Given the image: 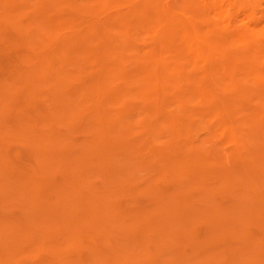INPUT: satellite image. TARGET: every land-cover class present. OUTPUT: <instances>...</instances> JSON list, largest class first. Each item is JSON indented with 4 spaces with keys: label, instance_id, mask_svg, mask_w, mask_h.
I'll list each match as a JSON object with an SVG mask.
<instances>
[{
    "label": "bare ground",
    "instance_id": "obj_1",
    "mask_svg": "<svg viewBox=\"0 0 264 264\" xmlns=\"http://www.w3.org/2000/svg\"><path fill=\"white\" fill-rule=\"evenodd\" d=\"M263 4L264 0H0V27L8 24L11 26L9 29L14 28L15 33L18 31L19 34H23L26 39L25 46L30 48L33 53L30 57L21 58L28 63V69L25 72H21L18 76L14 72L17 76L16 81L22 84L23 93H21L25 94L26 101L31 104L30 112L20 113L17 110L18 113L15 116L17 117V114H20V116L17 118L13 117L14 121L12 122L15 123L12 124L16 126V129L18 128L17 131L14 128V130H10L7 127L2 130V128L6 125V118L9 119L6 114L12 108L11 96L16 93L17 89L19 90L18 87H21V84L19 83V86L18 84L14 85L16 83L6 84L7 82L11 83L12 80L10 79L12 78L9 81L7 80V82L4 80V84L3 82H1L2 84L0 83V194L4 193L8 196V199L10 197L11 200L17 201V204L29 210L30 219H34L32 221L33 224L31 223L32 227L28 228L19 227L18 225L11 227L10 225L12 224L9 225L8 223L9 226H5L6 223H3V228L6 227L8 232H4V229L1 228L8 235L6 234V238L0 235L4 240L2 241L1 239L0 241L5 243V239L7 241L9 235L12 239V241L10 239V245L8 246L7 244L8 249H5L8 261L11 264H14V260L11 259L12 255L9 257L11 251L13 250V254L14 251L20 248L24 249L26 246L24 241L27 238L29 239L34 232H37V235L39 234L38 237L40 239L38 240L40 242H38L41 243L40 246H43L48 241L54 243L49 245H52L54 250V253L50 252V254H56L57 256L56 263L75 264L72 263L74 258L70 257L73 258L71 260L68 257V253L66 255L65 252L69 251L70 254V248L75 249L78 242V245H81L80 240L82 241V237H87L85 233L88 232L89 234V232L93 231L99 235L102 234L109 242L112 236L109 235L111 233L115 234L112 232L115 229L120 232L122 239L127 241L131 239V242H133L132 246L129 245L130 247L126 245L132 257H136L138 261L142 262L141 264H154L152 251L146 246L153 235V231L150 230L151 228L144 226L142 224L143 220H141L148 218L142 217L140 224L128 223V219L134 218L122 209L116 199L117 195L131 184H129L130 177L126 175L128 172L123 170L125 167L127 168L128 163H131L129 168L133 165L130 169L134 168L133 171L138 170L139 167L142 169L144 165L148 168H154L156 173L154 169H150L151 172H154L157 176L159 174L160 179H163L165 183L174 175L180 176L178 183L181 182V177L183 179L184 177L186 178V185L184 184L180 191L182 194L164 193L163 195L160 194V199V195H156V198L159 196L158 199L161 202L162 200H169V203H171L169 205L171 212L168 211L170 217L168 218L169 215H165L167 219L173 220L174 225H171L176 228L177 226L175 225L182 226L176 230L178 234L175 236L182 235L183 241L182 238L180 241L184 245L179 242L180 247L174 249L177 250V252L175 251L177 255L175 254L174 259L171 260L172 264H174V261L175 264H212L213 257L208 255L209 248L207 245H210L211 249L214 248L219 253V246L222 242L226 243L227 237L230 235L234 239L244 241L241 246L245 244V246L234 252L232 250L233 253H231L235 257L232 256L234 263L232 261L230 264H253L254 262L255 264H264L262 248L261 251L258 243L250 233H244L245 228L242 227L244 224H241V222L245 223L249 219H264V138L262 141H260L261 139L257 140L259 133L263 134L264 132V110L263 112L257 111V114L245 113L246 115L248 114L245 116L249 123V133L240 129L242 123L239 119L240 117L236 114L238 111H235L236 108L243 107L239 106V103L243 102L241 97L243 89L241 90V88L244 86L239 87L243 79L240 78V81L238 78L243 77V75L239 73L241 76H236L238 79L233 76L238 74L235 70H237L238 66L239 69L241 66L243 67V63L250 62L255 63L256 66L259 65L262 69L256 74L253 73L254 76L252 74L249 75L255 78L258 85L257 89H255L256 92L261 90L264 93V10L262 8V10L258 9ZM0 32V36L3 37L2 31ZM125 57H129V59L131 57L133 62L131 63ZM124 58L127 59L126 66H123L125 65L123 63ZM135 61L137 66L134 64ZM128 62L129 64H127ZM87 63L93 66L90 71L87 70ZM129 65L135 68L129 67ZM257 67H254V69L256 70ZM246 68L248 67L246 66ZM183 70L187 73L182 77ZM229 70L234 73L227 78L226 75L230 73L227 72ZM187 74L188 76L185 79L184 77ZM221 74L226 79H231V84H222ZM222 79L224 82V77ZM117 81L119 82L117 83ZM181 82L182 84L179 86ZM227 82L225 81V83ZM245 84L247 83L245 82ZM177 85L178 90H176ZM219 85H222L223 88L225 87L227 92L234 94V96L231 93L228 94L229 97L226 99L224 97L225 101L229 100L231 96V101L235 96L241 97L238 107H236V102L233 100L234 105H236L235 109L230 101L232 104V108L231 104H229L230 112L232 109L235 110L231 113L233 115H229L226 111L227 109H225L226 104L225 106L222 104L225 101L221 96H227V94L222 93V89L220 91L222 95H218ZM182 86H186V89H184L186 93L191 94L194 92L196 95L200 94L193 97V93V99L191 98V100H198L196 97H200L199 100L201 102V98H204L206 105L205 103L202 104L201 110H197L198 106L197 108L195 106L197 112H200L198 114L197 112L193 113L194 110H190L191 108L187 110L185 107V100L184 104H181L182 107H178L180 105L178 103L183 100V97L181 100L176 97L179 101L173 100L174 102L178 101V111L181 108L182 114L185 112L184 118H186V122L187 120L188 122H194L195 119L193 120V118L195 116L193 117L192 115L197 116L195 121L197 123L194 122L193 127L195 126L194 124L198 125L199 114L201 119H198L200 120L199 122L203 120V116L204 119L206 117L207 120L206 124L204 121V126L206 127L207 123H209L208 129L206 127L208 130H206V133H208V138H206L208 141L209 139L213 141V138L218 137L219 141L216 143L218 148L215 149L212 146V149L201 148V150L195 147L196 145L192 142L195 139L191 140L189 137L192 131H190L191 133L189 132L190 135L188 134V137L184 138L182 133L184 125L183 123L179 125L180 123L176 122L177 119L167 118L164 120L162 129H158V125L157 127L155 126L156 128L153 126V123H156L157 119L159 120L166 97L169 96L170 98V95L174 97L177 94L176 92H183L179 89ZM259 86L263 88H258ZM229 88L231 91H229ZM254 88L250 89L251 92H255ZM244 89L247 88L245 87ZM183 93L185 94V92ZM216 94L218 97H216ZM244 94V99H247L246 91ZM134 96H139V101ZM185 96L187 94L184 95V98ZM131 97L133 98L131 99ZM251 97L247 99L249 102L254 99ZM260 97H263L262 93ZM219 98L221 99L220 101L223 100L224 102L220 103ZM133 99L137 100L138 103L143 101V103L140 102L144 104L142 107L139 103L142 112L156 113L157 116L151 120V123L149 119L148 122L143 118L135 123L134 118L136 117H131V111L134 107L138 108V104H133ZM255 100H257L256 97ZM258 101H252V103L254 102L256 105ZM190 102V105L194 103ZM244 103L246 106L245 101ZM131 105L135 106L130 107ZM173 105L176 106L174 103ZM26 106L28 105L26 104ZM256 108L258 110V106ZM261 108L264 109V106ZM241 110L243 111V109ZM241 110H239V113L242 112ZM158 114H160L159 117ZM230 116L238 117L236 119L232 117L234 121L239 122L240 120L238 127L232 124ZM149 117L151 116L149 115ZM241 119L243 120L244 117L242 116ZM181 121L183 122V120ZM168 122L169 124L167 125L166 123ZM136 124L139 125L137 131L135 130ZM188 124L191 123H187V126ZM201 126L199 125L198 127L200 128ZM190 127L192 126L190 125ZM198 127L195 126V129ZM63 128L66 131H62ZM189 128L188 130H191ZM79 132H89L93 137L90 138L86 135L83 136L85 140H82L81 136V140H79L80 138L76 136L79 135ZM166 132L168 133L166 134ZM168 134L169 137H167ZM163 136H166L167 141L158 145L159 143H156V139H160L159 137ZM16 137L17 139L18 137L20 138L19 141L27 139L33 146L31 148L34 149V152L32 151L33 149L31 152L33 156L34 153L36 155L34 159L38 165L36 163L35 165L39 169L32 168L29 164L30 168H32H29L31 174L20 173L19 170L17 172V169L14 171L4 161L7 154L4 141L8 138L15 139ZM201 139V142L205 141L202 137ZM248 141H252L250 143L253 144V147ZM58 147L61 150L64 149V153L60 154ZM209 159L210 161H208ZM49 161L51 163H47ZM228 162H230L228 165L224 164ZM233 164L234 169L232 172L230 169V173L224 170ZM28 166L26 167L25 165L26 168ZM136 167L138 168L136 169ZM58 170L61 173V177H59L61 180L57 179V176L55 178L54 175V172ZM145 170L149 169L145 168ZM91 173L102 176L101 179L104 180L106 189L101 190L104 187L100 188V186L98 188L97 182L94 181L96 179L95 176L94 180L92 179L93 181L91 178L88 179L91 177ZM136 173L135 175H137ZM85 174L90 176L85 177ZM231 174H237V177L234 178L235 175L232 177ZM76 175L82 177L83 181ZM170 176L172 177L170 178ZM176 176H174L175 180H177ZM157 178L159 179V177ZM56 179L60 181L56 182ZM150 179L148 183H150ZM141 180L143 181L144 179L141 178ZM174 181L171 182L173 186L177 183V181L176 183ZM157 184L153 183L152 186L160 190V185ZM209 185L211 186L209 187ZM224 189H228L233 193L236 192L233 198L239 197L236 202H231V205H228V201L225 200L227 202L226 205H228L226 207L222 205L223 199H221L222 202L220 201L222 204L215 200L218 194L222 197L221 192ZM47 190H51L53 194H56L57 198L55 197V201L50 202L52 199L48 198L50 196L52 198L54 195H50L51 192ZM153 190L155 192L156 188ZM42 191L48 192L49 197L47 198V193L45 194ZM193 191L201 192L202 197H205L204 200L206 199L208 203L206 209H192L191 206H183L185 203L181 204V202L187 201L189 196L192 201ZM186 203L189 205L188 201ZM197 207L199 206L197 205ZM199 219L209 220L210 222L209 228L207 227L208 234L211 237L210 242L204 243L205 241L199 242L195 240L196 235H194L195 230L193 231V229H195V222ZM223 219H233L231 221L233 223L228 221L230 222L229 225L231 224L228 226ZM87 220L92 221L88 224ZM244 220L246 221L243 222ZM159 221L162 223V217ZM200 221L202 222V220ZM46 223H50L51 229L53 227L59 230L60 233L57 232L59 233L57 235L55 233L57 230L52 232L53 230L45 229L43 226ZM2 229L0 234L3 233ZM142 229L143 234L140 235V238H136L139 235L138 231L140 230L141 234ZM180 229H182V232ZM93 232L89 235H92ZM204 234L208 235L207 233ZM206 236L205 239H208L209 237L207 238ZM172 240L169 241L172 242ZM175 240H173V243ZM162 241L164 240L162 239ZM23 243L25 244L24 246ZM48 243L46 244L47 246ZM12 244L16 245V247H13ZM169 244L171 245V243ZM65 245L69 248L66 249V247L64 249L63 246ZM161 245L158 246L161 247ZM224 245L226 246V244ZM28 246L27 249H32L31 253H33V250H38L36 246ZM84 246L82 245V247ZM92 246L91 250L93 248V252H90L91 250L89 252L95 254V249H98L95 246L98 245ZM167 247L163 246L164 250ZM4 248V246L0 247L3 252H5ZM163 248H159L161 249L160 251ZM27 249L24 250L27 252ZM81 249L80 247V252H82ZM187 249H191L192 252H198V256L201 255V258L198 257L197 259L198 263H189L187 260L189 258L186 253ZM174 250L170 252L172 253L171 256H174ZM211 252L209 251L210 254ZM28 253H25V256ZM40 253L42 254L43 252ZM220 253L219 255L223 252ZM18 254L20 256L19 251ZM13 255L17 256V253ZM72 255L76 256V254ZM99 255L102 256V259L103 257L105 258V255L98 253L95 260L96 258L100 259L98 258L100 257ZM78 257L76 256V258ZM38 258L41 257L39 256ZM214 258L218 259L215 256ZM2 260H4L3 257ZM112 260L114 261V258ZM134 260L137 262L136 259ZM8 261L6 260L4 264ZM79 261L82 263L80 259ZM218 261L221 262L219 259ZM19 262L17 261L15 264ZM98 262L95 264H98Z\"/></svg>",
    "mask_w": 264,
    "mask_h": 264
},
{
    "label": "rangeland",
    "instance_id": "obj_2",
    "mask_svg": "<svg viewBox=\"0 0 264 264\" xmlns=\"http://www.w3.org/2000/svg\"><path fill=\"white\" fill-rule=\"evenodd\" d=\"M115 1V0H114ZM116 1H120V0H116ZM114 3V2H113ZM115 4V3H114ZM116 4H118V3H116ZM264 5V4H263ZM263 5H261L260 7H258V9H260V10H264V6ZM259 6V5H258ZM262 8V9H261ZM199 25H201V24H199ZM203 25V24H202ZM4 26H5V28H4ZM203 27V26H202ZM6 28H8V29H6ZM9 28H11V26L10 25H8V24H4L3 26L1 25V27H0V31H2V35H3V37H1L0 36V83L1 82H3L4 80H5V82H7V80L9 81V79L10 78H12V79H10V80H12L11 81V83L10 82H7L6 84H12V83H16V84H14V85H17L18 84V86H19V83L21 84V82H17L16 81V77L21 73V72H25L27 69H28V63L25 61V60H23V59H21V58H23V57H25V56H27V57H30V55L32 56L33 55V53H32V50L30 49V48H27L25 45H26V39H25V37H24V35L23 34H19L18 33V31H16V33H15V29L14 28H12V29H9ZM19 35H18V34ZM0 34H1V32H0ZM23 35V36H22ZM22 37H23V39H22ZM19 38V39H18ZM19 41H20V43H19ZM25 41V42H24ZM22 44V45H21ZM13 45V46H12ZM19 45V46H18ZM3 57V58H2ZM125 58H127V57H125ZM124 58V59H125ZM123 59V63L125 64L126 62H127V59L129 60V61H131V57H130V59H129V57L127 58V59H125L124 60ZM132 59H134V58H132ZM125 61V62H124ZM133 61H131V63H132ZM175 63H176V61H174ZM173 62V63H174ZM244 62H246V61H244ZM130 63V64H131ZM174 63V64H175ZM89 64V65H88ZM127 64H129V62L127 63ZM135 65L137 64L136 63V61H135V63H134ZM134 64H132L133 66H135ZM244 64V65H243ZM241 63V65H243V67L241 66L240 67V69H239V66H238V68H237V70H235V72H237L238 74L240 73L241 75H243V77L239 74H236V75H233V73H231V71L229 70V71H227L228 73H226V74H228V75H226V77L227 78H229V76L231 77L232 75L234 76V77H236V76H241V77H238L239 79L241 78V79H243V80H245V81H243L242 80V82H240L241 84L242 83H244V84H240L239 85V87L241 86V87H243V88H241V90L243 89V91H242V95H241V97H242V103H239V100H240V102H241V97H238V96H235L234 97V101L236 102V105H234V102H233V100L231 101L230 100V98L232 97H230L229 98V100L227 99V101H229V102H227V101H225V99L227 98V97H229L228 96V94H230L231 93V95H233L234 96V94H232V92H227V89H226V91H225V89L222 87V85H219V93H218V95L220 96V95H222V94H220L221 92V90H222V93H225V94H227V96H221V98H223V100L226 102H224L223 100L222 101H220L221 99L219 98V101H220V103H222V102H224V103H222L224 106H225V104H226V106H225V109H227L226 111L229 113V115H233V114H231L233 111H235V110H231V112H230V109H229V107L231 106V108H232V104H233V107H234V109L236 108V107H238V103H239V106H243L242 108L240 107H238V108H236V111L235 112H237L236 114H238L237 116H239L240 118V120H241V125L243 126H239L240 127V129H242V131L243 130H245L244 132H246V133H249V123L247 122V118H246V116L248 115V114H250V113H255V114H257L258 112H259V110L261 111V112H263V108H261L262 106H264V100H262L261 101V99H264L263 97H264V93L263 92H261V90H257V92H256V90L255 89H257V84H256V81H255V78L254 77H252V76H254L253 75V73H255L256 74V72H259L262 68L259 66V65H257V66H259V67H257L256 66V64L255 63H250V62H248V63ZM254 65V67H257V69L255 70L254 69V67L252 68V66ZM87 70L88 71H90L92 68H93V66L90 64V63H87ZM123 66H126V64L125 65H123ZM131 65H129V67H130ZM133 66H131L132 68H135V67H133ZM137 66V65H136ZM246 66L249 68H246ZM251 66V67H250ZM91 67V68H90ZM129 67H127V68H129ZM245 67V68H244ZM131 68V69H132ZM244 69L243 71H242V69ZM21 69V70H20ZM24 69V70H23ZM126 69V68H125ZM245 69H247V70H245ZM255 70V72H254V70ZM130 70V69H129ZM241 70V71H240ZM250 70H252L251 72H250ZM14 72H15V74L17 75H15L14 74ZM19 72V73H18ZM183 74H182V77H183V75L184 74H186L185 72H184V70H183V72H182ZM232 74V75H231ZM249 74H252V76H250ZM12 75H15V76H12ZM224 75H225V73H224ZM223 74H221L220 75V77H224V79H225V81L227 82V83H225V81L223 82V79L222 78H220L221 80H222V84H224V85H229V84H231V82H232V80L230 81L229 79H226V77L224 76ZM245 75V76H244ZM249 75V76H248ZM187 76H188V74L187 75H185V79L187 78ZM182 77H181V79H182ZM14 78V79H13ZM219 78V77H218ZM237 78V77H236ZM237 78V79H238ZM245 78H247V79H245ZM251 78H252V80H251ZM241 79H240V81H241ZM184 80V79H183ZM254 81V82H253ZM5 82H3V84L5 83ZM119 81H117V83H118ZM184 82V81H183ZM245 82L247 83V84H245ZM229 83V84H228ZM254 85H253V84ZM2 84V83H1ZM113 84V83H112ZM180 84V85H179ZM178 85L179 86H181V84H182V82L181 83H179ZM256 84V85H255ZM114 85V84H113ZM178 85H177V87H176V90H178L177 88H178ZM248 85V86H247ZM252 85V86H251ZM21 87H18L19 88V90L17 89V91H16V93L14 94V95H12L11 97H12V110L10 109V110H8V112H7V117H9V119L8 118H6V125L5 126H3L4 128H2V130L3 129H5V127H7V128H9L10 130H14L15 129V131H17V129H16V126H14L13 124L15 123H13L12 121H14V118L16 117L15 115H16V113H18V111L20 112V113H26V112H30V105L31 104H29V102L28 101H26V99H25V94H22L23 92H22V84L20 85ZM183 87V86H182ZM179 88V89H181V91H183V92H185V94H187V96H185V98H187V99H185L184 98V93L183 92H176L177 94V96L176 95H174V97L172 96V95H170V98H169V96H167L166 97V100H165V105H163L162 106V110H161V112L162 113H160V114H158V117H159V115H160V117H161V119H160V117H159V120L157 119V121H156V123H153V126L155 127H157V125H158V129L159 128H163V126H164V120H166L167 118H174V119H177L176 120V122L179 124V125H181V123H183V128H182V133H183V137L185 138V137H188L189 135H190V131H192V133H191V136H189L190 138H191V140H194V141H192L193 143H194V145H196L195 147H197V148H199V149H212V148H218V146L216 145V143H217V141H219V139H218V137L217 138H213V141H212V139H209V141L207 140V135H208V133H206L208 130V125H209V123H207V125H206V127H207V129H206V127L204 126V121H205V124H206V117H205V119H204V116L202 115V113H201V115L203 116V122L201 121V122H199L201 119L199 118V116H200V114H199V116H198V119H200V120H198L197 119V121H198V125H196V124H194L196 127H198L199 125H202L199 129L201 130V132H200V130L198 129V128H196L195 129V126L193 127V123L196 121V115H192L194 118H193V120H194V122L192 121V122H188V120H187V122H186V118H184V115H185V112H183L184 114H182V112H181V108H179L180 110L178 111V107H182V105L184 104V103H186L185 104V107L187 108V110H189V108H191L190 110H194V112L193 113H195V112H197V110H199L200 109V107L202 106V104H204L205 103V105H206V100L204 99V98H201V102H200V97L198 98V97H196V99H198L199 100V105L197 104V102H198V100H191V98H192V96H193V93H191V94H189L188 92L186 93V91H184V89H186V86L185 87H183V88ZM247 88V89H244V88ZM255 87V88H254ZM111 88V87H110ZM251 88H254V90H255V92L253 91V92H251ZM258 88H263V87H258ZM183 89V90H182ZM248 89H249V91H248ZM251 89V90H250ZM229 91H231L230 90V88H229ZM246 91V97H248L247 99H249V97H253L254 99H250L251 100V102H249V100H247V99H244L245 98V94H244V92ZM264 91V90H263ZM22 92V93H21ZM227 92V93H226ZM251 92V93H250ZM259 92H261L262 93V95H263V97H260V95H261V93H259ZM183 93V94H182ZM248 93V94H247ZM171 94V93H170ZM180 94V95H179ZM198 94V93H197ZM255 94H256V96H255ZM258 94V95H257ZM260 94V95H259ZM22 95V96H21ZM179 95V96H178ZM182 95V96H181ZM200 94H198V95H196V93H194V96L193 97H195V96H199ZM218 95L216 94V97H218ZM250 95V96H249ZM172 96V97H171ZM189 96V97H188ZM202 96V95H201ZM256 97V99L257 100H255V97ZM259 96V97H258ZM10 97V98H11ZM14 97V98H13ZM21 97V98H20ZM136 97V98H135ZM176 97L177 98H179L180 100L182 99V97H183V100L182 101H179L178 99H176ZM224 97H225V99H224ZM251 97V98H252ZM133 97H131V99H132ZM134 98L135 99H137L138 101H139V96H134ZM172 98V99H171ZM235 98H239L238 100L237 99H235ZM258 98H259V101H258ZM23 99V100H22ZM140 99L141 100H143V98L142 97H140ZM170 99V100H169ZM173 99H176V100H178L179 101V103H178V105L180 104H182L181 106L179 105L178 107H177V102L178 101H175L174 102V100ZM193 99V98H192ZM202 99H204L203 101H202ZM134 100V99H133ZM137 100H134L133 101V104H138L137 106H138V108H136V107H134V109L132 108V111H131V117L133 118V117H136V118H134V121H135V123L138 121V120H140V119H145L146 121H148V119H149V121H150V123H151V120H153V118H155L157 115H156V113L155 112H150V113H148L147 111L146 112H142L141 111V108H140V105H141V107L144 105V104H141V103H143V101H140L139 103H140V105H139V103H138V101ZM173 102H172V101ZM184 100H185V102H184ZM247 100V101H246ZM16 101V102H15ZM169 101V102H168ZM188 101H189V104L187 105V103H188ZM190 101H192V102H196L195 104L193 103L192 105H190L191 104V102ZM230 101H231V103H230ZM244 101L246 102V106L248 105V107H246L245 106V103H244ZM252 101H254V102H256V101H258V103H262V105L260 106V104H256L255 105V103L253 102L252 103ZM28 102V103H27ZM172 102V103H171ZM180 102H182V103H180ZM184 102V103H183ZM173 103L176 105V106H174L173 105ZM228 103V104H227ZM252 103V105H250ZM10 104V105H11ZM26 104L28 105V106H26ZM170 104H172V105H170ZM229 104H231L230 106H229ZM254 104V105H253ZM24 105V106H23ZM168 105H170L169 107H168ZM19 106V107H18ZM112 106H115V105H112ZM116 106H117V104H116ZM115 106V108H117ZM120 106V105H119ZM132 106H135V105H131L130 107H132ZM171 106H173V107H171ZM195 106H196V108H197V106H198V108H197V110L195 109ZM236 106V107H235ZM253 106H258V110H257V108L256 107H254L253 108ZM129 107V108H130ZM165 107V108H164ZM176 107V108H175ZM194 107V108H193ZM245 107V108H244ZM17 108V109H16ZM22 108V109H21ZM13 109H14V111H15V113H14V111H13ZM136 109V110H135ZM139 109V110H138ZM171 109V110H170ZM238 109V110H237ZM241 109H243V111L241 110ZM247 109H248V111H247ZM18 110V111H17ZM131 110V109H130ZM134 110V111H133ZM166 110V111H165ZM196 110V111H195ZM201 110V109H200ZM239 110H241L242 112L241 113H239ZM256 110V111H255ZM140 111V112H139ZM173 111V112H172ZM178 111V112H177ZM184 111V110H183ZM246 111V112H245ZM258 111V112H257ZM165 114H164V113ZM167 112V113H166ZM170 112V113H169ZM174 112H176V113H174ZM180 112V113H179ZM200 112V111H199ZM199 112H197V114L199 113ZM142 113V114H141ZM149 114L151 117H149V115H147V114ZM155 113V114H154ZM178 113V114H177ZM191 113V112H190ZM245 113H248L247 115L245 114ZM14 114V115H13ZM141 114V115H140ZM153 114H154V116H153ZM18 116H20V114H17ZM133 115V116H132ZM138 115V116H137ZM179 116V117H177V116ZM183 115V116H182ZM246 115V116H245ZM17 116V117H18ZM170 116V117H169ZM191 116V117H192ZM201 116V117H202ZM236 116V115H235ZM242 116L244 117V119L242 120L241 118H242ZM14 117V118H13ZM16 117V118H17ZM208 117V116H207ZM232 117H234V116H230V118H232ZM236 118H238V117H234V119H236ZM13 119V120H12ZM190 119H192V118H190ZM189 119V120H190ZM234 119L232 118L231 120V122H232V124H234V125H236L237 127H238V125H240V120H239V122L238 121H234ZM181 120H183V122L181 121ZM238 120V119H237ZM148 121V122H149ZM160 121H162L161 123H160ZM191 121V120H190ZM245 121V122H244ZM170 122V121H169ZM169 122L168 123H166L167 125L169 124ZM208 122V121H207ZM9 123H11L9 126H8V124ZM13 123V124H12ZM187 123H191V124H188V126H187ZM195 123H197V122H195ZM199 123H201V124H199ZM246 124V125H248V126H246V125H244V124ZM161 124V125H160ZM137 125V124H136ZM135 125V126H136ZM190 125L192 126V127H190ZM233 125V126H234ZM138 126L139 125H137V127H135V130L137 131V129H139L138 128ZM246 126V127H245ZM11 127V128H10ZM155 127V128H156ZM191 128V130H188V128ZM236 127V128H237ZM14 128V129H13ZM186 128V129H185ZM189 128V129H190ZM195 130H194V129ZM203 130H202V129ZM207 130V131H206ZM62 131H66V129H62ZM197 131V132H196ZM185 132V133H184ZM190 132V133H189ZM196 132V133H195ZM199 132V133H198ZM10 133V132H9ZM8 133V134H9ZM14 133V132H13ZM84 133H85V135H84ZM168 132H166V134H167ZM79 135H76V136H78V138H80L79 140H81V136H82V140H85V139H83V136H88V137H90V138H92L93 136H92V134L90 133L89 134V132H79L78 133ZM91 135V136H89V135ZM165 134V135H166ZM186 134V136H184ZM189 134V135H188ZM193 134V135H192ZM195 134V135H194ZM202 135V136H200V135ZM260 134V135H259ZM258 135H259V137H258V139L257 138H255V139H257V140H260V141H262V139L264 138V136H263V134H264V132H263V134H261V133H259ZM198 135V136H197ZM257 135V136H258ZM263 136V137H262ZM87 137V138H88ZM166 136H163V137H159L160 139H156V143L158 142L159 144L158 145H160V144H162V143H165L167 140H166V138H165ZM167 137H169V134L167 135ZM201 137L203 138V140H205V141H203V142H201L202 141V139H201ZM207 137V138H206ZM262 137V138H261ZM86 138V137H85ZM86 138V139H87ZM193 138V139H192ZM17 139V137L15 138V139H13V138H8V139H6L4 142H5V149H6V151H7V154H6V157L4 158V161L6 162V164L7 165H9L14 171H16V169H17V172H18V170L20 171V173H28V174H31V170H29V168H30V165H31V167L33 168H37V169H39L38 168V166L36 167V165H38V163H36V161H35V159H34V156H36L35 155V153H34V156H33V153L31 152V150L33 149V148H31V147H33L32 146V144H30L29 142H28V140L26 139H23L24 140V142H22V141H19V137H18V139ZM89 139V138H88ZM162 139V140H161ZM167 139H169V138H167ZM218 139V140H217ZM164 140V141H163ZM25 141H27L26 143H25ZM160 141V142H159ZM163 141V142H162ZM197 142H200V143H197ZM208 142V143H207ZM212 144H210V143ZM251 143H252V141H250ZM249 141H248V143H250ZM27 143H29V144H27ZM197 143V144H196ZM202 143V144H201ZM205 143V144H204ZM250 143V145L253 147V144H251ZM199 144V145H198ZM214 144H215V146H217V147H215L214 146ZM28 145V146H27ZM31 145V146H30ZM202 146V147H198V146ZM206 145V146H205ZM204 146V147H203ZM213 146V147H212ZM30 149H29V148ZM205 147H207V148H205ZM212 147V148H211ZM59 149H60V147H58ZM62 148V147H61ZM64 148V147H63ZM201 149V150H202ZM33 152H34V149L32 150ZM58 151V150H57ZM60 152V154L61 153H64V149H60L59 150ZM29 152V153H28ZM58 153V152H57ZM8 157V158H7ZM8 161V163H7V161ZM49 160V159H48ZM30 161V162H29ZM47 161V160H46ZM53 161V160H52ZM208 161H210V159L208 160ZM35 163H36V165H35ZM47 163H51L50 161L49 162H47ZM230 162H228V163H224L225 165L227 164H229ZM30 164V165H29ZM45 164V163H44ZM131 163H128L127 164V168L125 167L123 170H124V172H128V173H126V175H127V177H130V181L132 180V182H130L129 181V179L127 178V177H125V179L127 180V181H129V184H130V186H131V188H130V186L129 185H127V186H129V187H126V189L125 190H123V192L122 193H120L119 195H117V202H119V204H120V206L122 207V209L127 213L128 212V215L130 214L134 219H128V223H133V224H135V223H141L142 221L141 220H143V222H142V224H144V226H146V227H149V228H151L150 230H152L153 231V235H152V237L150 238V241L148 240V242H147V244H146V246H148L149 248H150V250L152 251L151 253H152V255H153V261H154V264H172V261L171 260H173L174 259V257H175V254H176V252H177V250H174V249H177L178 247H180L179 245L180 244H182V245H184L183 244V236L182 235H179V236H175V235H177L178 234V231H176V230H178V228H181L180 227V225H175V226H177V228L176 227H173V220H171V219H167V215H169L168 214V211H170L171 209L169 208L170 206L169 205H171V203H169V200H162V202H161V200H159L160 198H161V195H163L164 193H166V194H173V193H180V194H182L180 191L182 190L181 188H182V186H184V184H185V181H186V178L184 177V179H183V177H181V182H179L178 183V181H180V176H176V175H174V176H176V179L177 180H175V177L173 176H170V180H168L166 183H165V181H163V179L161 180L160 178V176H159V174H158V176L157 175H155V173H156V170L154 169V168H152V167H147L146 165H144V167L142 166V169H141V167H136V169L138 168V170H139V172H138V170H136V171H133L134 170V168H132V170H130L131 169V167L133 166V165H131V167L129 168V165H130ZM25 165H26V167L28 166V168H26L25 167ZM50 165V164H49ZM49 165H46V166H49ZM15 166H16V168H15ZM43 167V166H42ZM231 167H232V169H231ZM19 168V169H18ZM32 168H30V169H32ZM49 168V167H48ZM145 168L146 169H149V170H145ZM226 168V167H225ZM50 169V168H49ZM127 171H126V170ZM155 170L154 172H151V170ZM229 169L231 170V172L233 171V169H234V164L232 165V166H228L226 169H224V170H226V172H228V173H230V171H229ZM43 170V169H42ZM52 170V169H51ZM144 170V171H143ZM82 171V170H81ZM133 171V172H132ZM147 171H149V172H147ZM137 172V173H136ZM51 173H53V172H51ZM55 173V174H54ZM53 174L55 175V178H56V176H57V179L59 178V177H61L60 175H61V173H60V171L58 170L57 172H54ZM57 173V174H56ZM59 173V174H58ZM135 173L138 175H135ZM139 173V174H138ZM145 173V174H144ZM149 173V174H148ZM154 173V174H153ZM84 174V173H83ZM92 175H91V177H89V176H87L88 175V173H87V175L85 176V177H89L88 179H90L91 178V180L93 179L94 180V178L96 177V179L94 180V181H96L97 183V186H98V188H99V186H100V188H102V187H104V188H102L101 190H104V189H106L105 188V185H104V180H102L101 178H102V176L100 175V174H96V173H91ZM129 174H131V175H129ZM80 175V174H79ZM79 175H76V177L78 176V178H81L82 179V177H79ZM98 175H99V177H98ZM146 175H148V176H146ZM234 175H235V177H234ZM81 176H82V173H81ZM95 176V177H94ZM119 176V175H118ZM117 176V177H118ZM159 177V179L157 178V177ZM231 176L232 177H234V178H236L237 177V174H231ZM121 177V176H120ZM152 177H154V178H152ZM156 177V178H155ZM141 178L142 179H144L143 181L141 180ZM151 178V179H150ZM178 178H179V180H178ZM56 179V182H59L60 180H57ZM81 179H79L80 181H81ZM87 179V180H88ZM118 179H119V177H118ZM121 179V178H120ZM134 179V180H133ZM148 179V180H147ZM149 179H150V183H148V181H149ZM152 179H155V180H152ZM172 179H174V180H172ZM92 180V181H93ZM138 182H137V181ZM158 180H160L159 182H157ZM174 181L175 183H176V181H177V183L175 184L174 182V184L176 185V187H175V185L173 186V184H171V182L172 181ZM187 180H189V178H187ZM82 181H83V179H82ZM151 181H153V182H151ZM171 181V182H170ZM183 181V182H182ZM143 182H144V184H143ZM170 182V183H169ZM149 185H148V184ZM153 183H158L157 185H160L159 186V188H160V190H158V188L157 187H155L154 186V188H153V186H152V184ZM183 183V184H182ZM168 184V185H167ZM178 184H180L179 186H177ZM101 185H104V186H101ZM133 185V186H132ZM186 185V184H185ZM211 185H215V184H211ZM211 185H209V187L211 186ZM152 186V187H151ZM171 186V187H170ZM134 187V188H133ZM150 187V188H149ZM165 187H166V189H165ZM168 187V188H167ZM175 187V188H174ZM178 187V188H177ZM205 187V186H204ZM156 188V190L158 191H156L155 190V192H154V190L153 189H155ZM198 188V187H197ZM200 189H202L201 187H199ZM135 189V190H134ZM150 189V190H149ZM171 189V190H170ZM166 192H165V191ZM168 190V191H167ZM48 191V190H47ZM43 193H47V198L49 197V193L48 192H51V194L50 195H54L52 198H51V196L48 198V199H52L50 202H52V201H55V197H56V194H53L52 193V191L51 190H49L48 192H44V191H42ZM145 192V193H144ZM194 192H195V194H194ZM231 191H229L228 189H224L222 192H221V195H222V197H220V194H218L216 197V201L218 202H220L221 201V199H223L221 202L223 203H221L223 206L225 205V207L226 206H228V205H231L230 203L232 202V203H234V202H236L237 200H238V196L236 197V198H233V197H235V195H236V192H231V194H229ZM225 193V194H224ZM3 194V195H2ZM2 194H0V231H1V229L3 228V225L6 223H8L9 225L10 224H12V225H10L11 227L13 226V225H18L19 227H32V224H33V222L32 221H34V219H30V217H29V210H27V209H25L24 207H22L21 205H19V204H17L16 202L17 201H15V200H11L10 199V197H9V199H8V196L6 195V194H4V193H2ZM148 194H150V195H148ZM152 194V195H151ZM157 194H161L160 195V197H159V199H158V197L156 198V195ZM202 193L201 192H199L198 193V191H193V195L194 196H192L191 197V199H192V201L190 200V196H189V198L187 199V201L189 202V205H188V203H186L187 201H184V202H181V204H183V203H185V204H183V206L184 205H186V207L188 206V207H192V209H200V210H204V209H206V207H208V203L206 202V199L204 200V196L202 197V195H201ZM224 194V195H223ZM229 194V195H228ZM235 194V195H234ZM133 195V196H132ZM230 195H234V196H230ZM149 196V197H148ZM200 196V197H199ZM127 197V198H126ZM154 197V198H153ZM197 197V198H196ZM227 197V198H226ZM54 198V199H53ZM57 198V197H56ZM120 198V199H119ZM150 198V199H149ZM199 198V199H198ZM195 199V200H194ZM151 200V201H150ZM203 200V201H202ZM228 201V205H226L227 204V202L226 201ZM233 200V201H232ZM150 201V202H149ZM199 201V202H198ZM226 203H225V202ZM12 202V203H11ZM159 205H158V204ZM199 203V204H198ZM151 204V205H150ZM173 204V203H172ZM130 205H133V206H130ZM165 205V206H164ZM193 205V206H192ZM194 205L196 206L195 208H194ZM197 205L199 206V207H197ZM144 206H146L145 208H144ZM158 206V207H157ZM162 206V207H161ZM204 206H205V208H204ZM134 207V208H133ZM168 207V208H167ZM128 208V209H127ZM146 208H148V209H146ZM134 209V210H133ZM156 210V211H155ZM166 211V212H165ZM152 212V213H151ZM171 212V211H170ZM27 214V215H26ZM156 214V215H155ZM164 214V215H163ZM161 215V216H160ZM166 215V216H165ZM144 216L146 217V218H148V219H141L142 217L144 218ZM165 216V217H164ZM158 217V218H157ZM162 217V223H160L161 221H159L160 220V218ZM170 217V215L168 216V218ZM139 218V219H138ZM141 219V220H140ZM157 220V221H156ZM166 220V221H165ZM171 220V221H170ZM200 220H202V222L200 221ZM204 220V221H203ZM223 220H225V223H226V225L228 224V226H230L229 225V223L231 222V221H233V219L231 220V219H223ZM19 221V222H18ZM92 220H87V222H88V224H90V222H91ZM134 221V222H133ZM139 221V222H138ZM148 221V222H147ZM168 221H170V222H168ZM197 221V220H196ZM228 221H230V222H228ZM246 220H244L243 222H245ZM5 222V223H4ZM209 222V220H205V219H199L197 222H195V229H193V231L195 230V234L194 235H196V238H195V240L197 241H199V242H203V241H205L204 243H207V242H210L211 240H210V234H208V229H207V227L209 228V226H210V222ZM4 223V224H3ZM27 223V224H26ZM32 223V224H31ZM35 223V222H34ZM168 223V224H167ZM231 223H233V222H231ZM246 223V224H245ZM245 223H242L241 222V224H244V226L242 225V227L243 228H245V232L244 233H250V235H252V237H253V239L258 243V245H259V247H260V250H261V248H262V252H263V254H264V226H263V223H264V219H249V221L247 220V222H245ZM5 224V226H9L8 224L6 225ZM150 224V225H149ZM171 224H173V225H171ZM197 224V225H196ZM203 224V225H202ZM206 224V225H205ZM151 225H153V226H151ZM171 225V226H170ZM209 225V226H208ZM4 226V227H5ZM203 226V227H202ZM2 227V228H1ZM43 227H45V229H50L52 232H54L55 230H57V229H54L53 227H52V229H51V226H50V223H46V224H44V226ZM172 227V228H171ZM159 228V229H158ZM164 228V229H163ZM4 229V232H8V229L5 227V228H3ZM3 229H2V232H3ZM156 229V230H155ZM183 229V228H182ZM182 229H180V231L182 230ZM116 230V231H115ZM115 230H113L112 232L113 233H115V234H110L109 236H111V239H109V242L105 239V237L102 235V234H97L96 232L94 233L93 231V234L92 235H89V234H91L92 232H89V234H88V232L87 233H85L86 234V236L87 237H85L84 235V237H82V241L80 240V244L81 245H78L79 244V242H78V244L76 245V248L74 249V248H70V254H69V251L67 252H65V254L66 253H68V257L70 258V257H73V258H70L71 260H72V263H75L76 264V262H77V264H82V263H84V264H92L93 262H94V264L95 263H97L98 261V264H141L142 262H140V261H138L137 260V258L136 257H132L131 256V253H130V251H129V248H127V246H129V245H131V244H133V242H131V239H130V241H127V240H125V239H122V235H120V232H118L117 231V229H115ZM175 230V231H174ZM206 230H207V232H206ZM244 230V229H243ZM140 231V230H139ZM138 231V237H136V238H140V235H142L143 233V229L141 230V234H140V232ZM156 231V232H155ZM2 233V234H0V235H2V236H5V238H6V234L8 235V233ZM57 232H59V230H57L55 233L58 235L59 233H57ZM160 232H161V234H160ZM174 232V233H173ZM182 232V231H181ZM198 232H199V234H198ZM37 232H34V233H32V236L28 239H26L25 241H24V243L26 244V246L24 247V249H27V247H29L28 245H31L32 247H34V246H36L37 247V249L38 250H33V253H31L32 251V249L30 250V248H28L27 250V252H29V253H31V254H26V256H25V253H27L24 249H21L20 247V249L19 250H17V251H14V253L16 254L17 253V256L16 255H13L12 254V251H11V254H9V257H10V255H12V260H14V264L18 261H20L18 264H49V263H51V264H58V263H56L55 261H56V254H50V252H52V253H54V250L52 249L53 248V246L52 245H49V244H52L53 242H47L48 243V246L50 247H48L46 244H44L43 246H40L41 245V243H39L40 241L38 240V239H40V237H38L39 236V234L37 235L36 234ZM54 233V234H55ZM119 233V234H118ZM174 234V236H173V234ZM180 233V232H179ZM204 233H207L208 235L206 236V234H204ZM4 234V235H3ZM96 234V235H95ZM166 234V235H165ZM168 234V235H167ZM181 234V233H180ZM37 235V236H36ZM88 235H89V237H88ZM98 235V236H97ZM102 235V236H101ZM136 235V236H137ZM165 235V236H164ZM171 235V236H170ZM198 235V236H197ZM254 235V236H253ZM258 235V236H257ZM2 236L0 237V240L2 239ZM33 236H36V237H33ZM97 236V237H96ZM155 236V237H154ZM167 236V237H166ZM204 236V237H203ZM205 236L208 238V239H205ZM8 237V236H7ZM142 237V236H141ZM166 237V238H165ZM172 237H174V238H172ZM176 237V238H175ZM178 237V238H177ZM4 238V237H3ZM32 238V239H31ZM35 238H36V240H35ZM83 238H84V241H83ZM87 238V239H86ZM97 238V239H96ZM122 240H121V239ZM181 238H182V241H180L181 240ZM198 238V239H197ZM205 239V240H203V239ZM10 235H9V237L7 238V241H6V239H5V243L4 242H1L0 241V247L1 246H4L5 248H4V250L7 248L8 249V246L10 245V242L12 241V239H11V241H10ZM34 239V240H33ZM154 239V240H153ZM160 239H161V241H160ZM162 239L164 240V241H162ZM171 239H173V240H175V239H177V240H175L174 241V243H173V240H172V242H170L169 240H171ZM179 239V240H178ZM227 242L226 243H223L222 242V244L219 246V253L221 252H223L221 255H219V253H217L216 251V249H214V248H212L211 249V246L210 245H207L208 246V248H209V251L211 252V254L209 253V251L207 252L208 253V255H210L211 257H213L212 258V264L214 263V264H230V262H232V263H234V260L232 259V256H234L232 253L235 251V250H237V249H239V248H241V247H243V246H245V244H243L242 246H241V244L242 243H244V241L242 242V240L240 241V240H237V239H234L231 235L230 236H228L227 237ZM62 240V239H61ZM90 240H91V242H90ZM115 240V241H114ZM125 240V241H124ZM236 241V243H235V241ZM2 241H4L3 239H2ZM28 241V242H27ZM39 241V242H38ZM94 241V242H93ZM96 241V242H95ZM106 241V242H105ZM124 243H123V242ZM169 242V243H171V245L168 243V245H166V243L167 242ZM30 242V243H29ZM34 242H35V244H34ZM85 242V243H84ZM92 243V244H94L93 246H92V244H90V243ZM119 242H121V243H119ZM129 242V243H128ZM131 242V243H130ZM161 242H163V243H161ZM165 242V243H164ZM179 242H180V244H179ZM23 243V246L25 245ZM103 243V244H102ZM113 243V244H112ZM162 244L161 245V247L163 248V246L164 247H167V248H165V250H164V248H163V250L162 251H160L161 249H159V248H161V247H159L158 245H160V244ZM178 243V244H177ZM229 243V244H228ZM232 243V244H231ZM7 244H8V246H7ZM28 244V245H27ZM54 244V243H53ZM88 244H90L92 247H94L95 245H98V246H95V248H97L98 247V249L96 250L95 248V254H97V255H95L94 253H90V252H93L92 250H93V248H92V250H91V246L90 245H88ZM110 244V245H109ZM115 244V245H114ZM119 244V245H118ZM151 244V245H150ZM152 244H153V247H152ZM224 244H226V246L224 245ZM13 245V247H16V245L14 246V244H12ZM82 245L84 246V247H82ZM121 245V246H120ZM127 245V246H126ZM173 245V246H172ZM174 245H176L175 247H174ZM47 246V247H46ZM82 248L81 249V251L82 252H80L79 250H80V247ZM89 248H87V247ZM103 246V247H102ZM132 246V245H131ZM170 246H172L171 248H170ZM224 246V248L222 249V247ZM234 246V248H232ZM31 247V248H32ZM41 247H44V248H41ZM67 247V248H66ZM78 247V248H77ZM124 247V248H123ZM130 247V246H129ZM177 247V248H176ZM10 248H11V246H10ZM49 249V250H51V251H48L47 249ZM63 248L65 249H68L69 247L67 246V245H65V246H63ZM183 248H184V246H183ZM182 248V249H183ZM12 249V248H11ZM18 249V248H17ZM78 249V250H77ZM85 249V250H84ZM99 249H101V250H99ZM159 249V250H158ZM174 250V252H173V254H174V256H171L172 255V253H170L171 251H173ZM222 249V250H221ZM42 250V251H41ZM91 250V251H90ZM123 250V251H122ZM125 250V251H124ZM154 250V251H153ZM230 250V251H229ZM232 250H233V252H232ZM2 251V252H1ZM18 251H19V253H20V256H19V254H18ZM21 251V252H20ZM24 251H25V253H24ZM75 251V252H74ZM90 251V252H89ZM158 251H160V252H158ZM168 252V254H167V252ZM176 251V252H175ZM214 251V252H213ZM40 252H43L42 254L40 253ZM78 252V253H77ZM162 252V253H161ZM232 252V253H231ZM3 255H2V254ZM5 253V254H4ZM38 253V254H37ZM76 254V256L78 257V255H80L78 258L82 261V263H80V261H79V259L78 258H76V256H74V255H72V254ZM82 253V254H81ZM98 253L99 254H101L102 253V255L104 256L105 255V258L103 257V259L101 258L102 256H100V257H98V258H100V259H97L96 258V260H97V262H96V260H95V257L96 256H98ZM165 253V255H163ZM186 253L188 254L187 256L190 258H188L187 260L189 261V263H194V262H197L198 260V257H200L201 255H197L198 254V252H192V250L191 249H187V251H186ZM217 253V254H216ZM7 254V251L5 250V252H3V250L2 249H0V255H2V256H0V264H4L5 263V261L7 260L8 261V255H6ZM33 254V255H32ZM40 254V255H39ZM78 254V255H77ZM106 254H108V255H106ZM213 254H216V255H213ZM224 254V255H223ZM232 254V255H231ZM21 255H24V256H21ZM28 255H29V257H28ZM31 255V256H30ZM41 257V258H38L39 256ZM67 255V254H66ZM155 255V256H154ZM163 255V256H162ZM177 255V254H176ZM196 255V256H195ZM6 256H7V258H6ZM14 256H15V258H14ZM117 256V257H116ZM214 256L215 257H217L219 260H221V262L220 261H218V259H216V258H214ZM219 256V257H218ZM230 256V257H229ZM2 257L4 258V260H5V258H6V260L4 261V260H2ZM44 258V260H42L43 258ZM84 257V258H83ZM116 257V258H115ZM125 257V258H124ZM235 257V256H234ZM233 257V258H234ZM26 258V259H25ZM46 258V259H45ZM114 258V261L112 260ZM119 258V259H118ZM130 258V259H129ZM139 258V257H138ZM167 258V259H166ZM201 258V257H200ZM199 258V259H200ZM19 259V260H18ZM38 259H40L38 262H37V260ZM54 259V260H53ZM111 259V260H110ZM116 259H118L117 261H116ZM128 259V260H127ZM134 259H136L137 260V262L134 260ZM142 259V258H141ZM214 259V260H213ZM227 259V260H226ZM232 259V260H231ZM1 260H2V263H1ZM32 260V261H31ZM93 262H92V261ZM101 260V261H100ZM112 261V262H109V261ZM161 260V261H160ZM231 260V261H230ZM54 261V262H53ZM115 261H116V263H115ZM120 261H122V262H120ZM126 261V262H125ZM135 261V262H134ZM166 261H168V262H166ZM227 261V262H226ZM9 262V261H8ZM6 263V264H11L10 262L9 263ZM26 262V263H25ZM92 262V263H91ZM105 262V263H104ZM108 262V263H107ZM131 262V263H130ZM224 262V263H223ZM226 262V263H225ZM198 263V262H197ZM144 264V263H143ZM174 264H175V261H174ZM253 264H255V262L253 263Z\"/></svg>",
    "mask_w": 264,
    "mask_h": 264
}]
</instances>
